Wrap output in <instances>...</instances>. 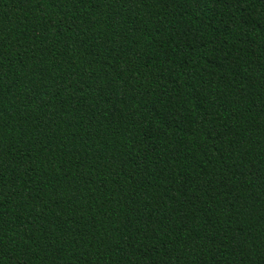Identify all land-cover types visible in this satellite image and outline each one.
<instances>
[{"label":"trees","instance_id":"trees-1","mask_svg":"<svg viewBox=\"0 0 264 264\" xmlns=\"http://www.w3.org/2000/svg\"><path fill=\"white\" fill-rule=\"evenodd\" d=\"M0 264H264V0H0Z\"/></svg>","mask_w":264,"mask_h":264}]
</instances>
